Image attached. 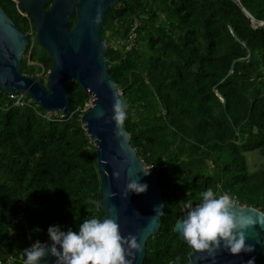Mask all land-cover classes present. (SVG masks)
<instances>
[{"label":"trees","instance_id":"obj_1","mask_svg":"<svg viewBox=\"0 0 264 264\" xmlns=\"http://www.w3.org/2000/svg\"><path fill=\"white\" fill-rule=\"evenodd\" d=\"M16 1L0 4L32 38L22 71L46 86L54 60ZM254 20L264 22V0H121L106 14L109 74L128 105L123 128L165 204L143 264L177 256L188 263L191 248L174 229L186 214L182 202H198L209 186L264 213V26ZM68 97L62 117L27 96L16 106L0 91V264H23V250L39 235L47 242L50 225L78 230L85 218L105 216L95 145L82 122L91 98L77 81ZM247 154H259L261 166L251 171Z\"/></svg>","mask_w":264,"mask_h":264},{"label":"water","instance_id":"obj_2","mask_svg":"<svg viewBox=\"0 0 264 264\" xmlns=\"http://www.w3.org/2000/svg\"><path fill=\"white\" fill-rule=\"evenodd\" d=\"M17 1L34 20L36 40L53 58L54 66L48 73L46 86L39 77L24 75L22 58L32 38L20 30L0 4V91L6 95L27 96L47 112L60 113L65 117L71 111L68 87L74 81L79 83L91 98L82 122L95 145L102 209L106 218H112L120 225L124 237L129 234L137 236L141 250L136 253L133 264H143L148 239L160 231L165 204L157 177L138 157L130 143L131 135L123 128V134L117 136L115 122H106L112 115L114 96L121 97V94L115 79L109 74L110 62L106 57L109 44L102 36V27L108 10L119 5L121 0ZM246 14L251 17L248 12ZM75 17L77 22L70 30ZM259 26H264V22L254 20L253 27ZM102 110L106 113L105 117L98 116ZM116 172H120L119 178L114 175ZM138 179L147 183V191L130 193L126 197L127 183ZM237 207L258 221L264 220V213L255 208ZM174 232L186 243L177 224ZM245 235L246 243L255 246L251 253L233 255L221 248L213 260L206 252H195L190 247L186 264H246L252 257H255V264H264V225L258 222L249 227ZM47 243L50 248V239ZM40 264H56V257L49 251Z\"/></svg>","mask_w":264,"mask_h":264},{"label":"clouds","instance_id":"obj_3","mask_svg":"<svg viewBox=\"0 0 264 264\" xmlns=\"http://www.w3.org/2000/svg\"><path fill=\"white\" fill-rule=\"evenodd\" d=\"M127 109L126 101L114 96L112 115L106 122H115L117 136L123 134V125L128 118ZM98 116L105 117L106 113L102 110ZM114 175L119 178L120 172ZM147 189V183H142L139 179L130 180L126 185L125 195L142 194ZM93 203L97 208L101 206L99 200ZM182 207L186 209V214L177 222V227L181 237L195 252H206L214 260L221 248L233 255L255 250L254 245L246 243L245 231L258 222L264 225V220L258 221L242 208L238 209L237 201L231 194H217L209 186L200 193L198 202L183 201ZM48 236L50 248L47 242L36 240L23 250V264H40L49 251L56 257V264H133L136 253L141 250L137 236L129 234L124 237L116 220L106 216L85 218L78 230H64L60 225H50ZM180 261L181 257L177 256L173 264ZM246 264H255V257Z\"/></svg>","mask_w":264,"mask_h":264},{"label":"built area","instance_id":"obj_4","mask_svg":"<svg viewBox=\"0 0 264 264\" xmlns=\"http://www.w3.org/2000/svg\"><path fill=\"white\" fill-rule=\"evenodd\" d=\"M18 3V1H16ZM138 23L134 22L133 25L129 28V30L126 32V39L124 42V48L126 52H129L136 40L137 34H136V29H137ZM10 99L14 101V104L16 106H25L28 103L25 101V96L24 95H9ZM89 109V106H87ZM148 169V168H147ZM30 239V238H29Z\"/></svg>","mask_w":264,"mask_h":264},{"label":"rangeland","instance_id":"obj_5","mask_svg":"<svg viewBox=\"0 0 264 264\" xmlns=\"http://www.w3.org/2000/svg\"><path fill=\"white\" fill-rule=\"evenodd\" d=\"M47 76H48V74L45 75L46 80H47ZM246 158H247L248 165H249L251 171L256 170L262 164V158L259 154H247ZM42 238H43L42 236H40V235L38 236V240L42 241ZM5 259H6L5 255L1 254V260L5 261Z\"/></svg>","mask_w":264,"mask_h":264},{"label":"flooded vegetation","instance_id":"obj_6","mask_svg":"<svg viewBox=\"0 0 264 264\" xmlns=\"http://www.w3.org/2000/svg\"><path fill=\"white\" fill-rule=\"evenodd\" d=\"M48 9H49V7H48ZM48 9H47V10H48Z\"/></svg>","mask_w":264,"mask_h":264}]
</instances>
